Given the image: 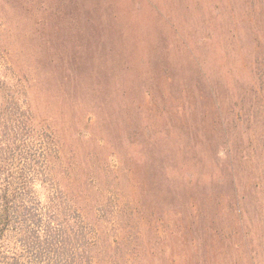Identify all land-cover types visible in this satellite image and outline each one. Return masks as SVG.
<instances>
[{
    "label": "rangeland",
    "instance_id": "1",
    "mask_svg": "<svg viewBox=\"0 0 264 264\" xmlns=\"http://www.w3.org/2000/svg\"><path fill=\"white\" fill-rule=\"evenodd\" d=\"M0 71L94 194L91 240L264 264V0H0Z\"/></svg>",
    "mask_w": 264,
    "mask_h": 264
},
{
    "label": "trees",
    "instance_id": "2",
    "mask_svg": "<svg viewBox=\"0 0 264 264\" xmlns=\"http://www.w3.org/2000/svg\"><path fill=\"white\" fill-rule=\"evenodd\" d=\"M28 101L0 71V264H132L142 238L127 226L122 236L91 240L102 210L60 138ZM231 183L238 191L237 174ZM101 239L105 249L95 254Z\"/></svg>",
    "mask_w": 264,
    "mask_h": 264
}]
</instances>
